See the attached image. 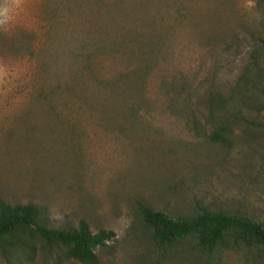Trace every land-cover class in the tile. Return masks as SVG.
Segmentation results:
<instances>
[{
    "label": "rangeland",
    "instance_id": "374dc122",
    "mask_svg": "<svg viewBox=\"0 0 264 264\" xmlns=\"http://www.w3.org/2000/svg\"><path fill=\"white\" fill-rule=\"evenodd\" d=\"M205 1L100 0L104 14L93 0H0V196L11 204L40 206L54 227H75L85 220L93 233L111 232V238L95 251L97 264H264L234 248L209 257L187 248L158 250L137 217L141 202L178 214H189L196 205L211 206L246 213L264 223V83L254 90L260 94H246L241 102L236 95L240 112L238 106L230 105L233 109L217 115L226 118L223 141L215 140L214 127L208 122V81L199 89L189 88L186 103L182 100L174 114L142 110L114 135L88 125L87 120L80 124L86 132L80 133L79 127H71L72 121H66L69 126L63 124L40 109L44 104L28 100L35 85L71 79L85 82L86 73L76 70L82 55L75 57L80 58L75 64L70 51L86 55L92 42L100 46L101 40L118 38L119 28L130 22L122 14L117 20L116 10L133 5L142 7L135 6L139 11L133 18L142 11L156 12L160 22L155 28L167 24L165 29L176 30L173 52L162 59L165 66L190 74L202 68L196 79L208 76L214 87L222 85L228 95L259 47V32L247 26L225 43L200 47L189 34L194 28L187 21V10L188 16H180L177 10L190 5L189 12H209L215 3L220 4ZM234 1L243 10L257 2ZM221 5L232 8L227 2ZM31 33L36 37L35 56L8 48L18 36L28 38ZM39 64L46 69L36 77ZM91 81L99 103H120ZM116 121H122L121 117ZM0 264L81 263L47 246L36 248L27 259L0 255Z\"/></svg>",
    "mask_w": 264,
    "mask_h": 264
},
{
    "label": "trees",
    "instance_id": "16d2710c",
    "mask_svg": "<svg viewBox=\"0 0 264 264\" xmlns=\"http://www.w3.org/2000/svg\"><path fill=\"white\" fill-rule=\"evenodd\" d=\"M218 1L220 4L215 3L209 12L203 9L189 12L190 5H182L177 11L180 16H188L187 10V21L194 28L189 34L204 49L225 43L227 38L247 26L259 32L256 48L259 47L252 52L251 61L239 74L228 95L222 85L214 87L216 84L209 81L208 76L202 81L196 79L202 68L197 67L190 74L189 71L165 66L163 60H167L175 44L174 27L168 26L165 29L167 24H163L161 29L155 28L160 22V16L156 12L149 14L148 11H142L133 18L134 12L142 9L140 5H133L121 6L116 10L117 20L122 14L130 22L119 28L122 33L118 38L106 42L101 40L100 46L92 42L86 55L78 50L70 51L75 64L81 58L77 64H82L76 70L86 73L85 82L71 79L55 85L34 84L33 95H29L28 100L33 105L44 104V108L40 109L56 116L63 124L68 125L66 121H72L71 127H79L77 131L80 133L86 132L85 127L80 124L87 120L88 125L95 124L106 134L114 135L121 132L126 123L139 117L142 110L174 114L182 100L186 103L185 92L189 88L193 86L199 89L208 81L205 100L208 122L214 127L215 140L223 141L227 127L222 120L226 118L217 115L233 109V105L238 106L236 111L240 112L238 99L241 102L244 95L259 93L254 90L264 83V32L260 31L264 30V0H257L256 5L245 10L238 8L234 0ZM222 2H227L232 8L226 10L221 5ZM93 4H97L99 10L105 14V6L103 3L99 5L100 0H93ZM204 25L208 27L200 28ZM252 36L255 37V34ZM35 39L33 33L28 38L18 36L9 42L8 48L22 56L27 53L33 57ZM42 47L43 44L41 49ZM80 55L82 57L75 59ZM38 68L36 77L41 76L46 69L40 64ZM91 79L98 90H103L104 95L111 92L120 103L111 100L99 103L95 98L96 94H93L94 83ZM88 86L91 88L88 89ZM149 86L154 90L149 92ZM236 95L240 97L237 98ZM117 117H121L122 121H116ZM137 217L149 240L158 250L187 248L198 256L209 257L234 248L264 262V223L246 213L196 205L191 213L178 214L140 202ZM110 238L111 232L103 229L91 232L85 220H80L75 227L51 226L40 206L33 203L11 204L0 196V255L4 258L27 259L34 254L36 248L48 246L60 249L68 260L81 264H97L95 251Z\"/></svg>",
    "mask_w": 264,
    "mask_h": 264
}]
</instances>
